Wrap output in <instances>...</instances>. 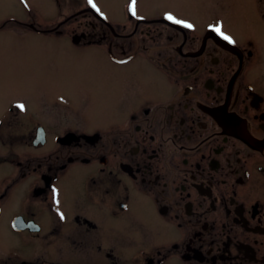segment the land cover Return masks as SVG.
Segmentation results:
<instances>
[{
	"label": "flooded vegetation",
	"instance_id": "flooded-vegetation-1",
	"mask_svg": "<svg viewBox=\"0 0 264 264\" xmlns=\"http://www.w3.org/2000/svg\"><path fill=\"white\" fill-rule=\"evenodd\" d=\"M249 3L10 21L71 62L19 71L45 88L32 109L0 98V264H264V0Z\"/></svg>",
	"mask_w": 264,
	"mask_h": 264
},
{
	"label": "rangeland",
	"instance_id": "rangeland-1",
	"mask_svg": "<svg viewBox=\"0 0 264 264\" xmlns=\"http://www.w3.org/2000/svg\"><path fill=\"white\" fill-rule=\"evenodd\" d=\"M85 1L89 0H0V98H25L32 109L45 88L33 82L37 78L36 75L26 76L24 82L19 71L21 69L32 71L40 64H63L67 67L71 62L67 44L55 41L53 35H38L27 27L10 21L32 22L42 28L54 26L63 18L77 14L76 11L87 3ZM124 1L127 0H91V3L110 22L117 23L125 17V7H122ZM153 1L156 3V9L170 10L195 22L200 18L206 20L212 14L222 15L229 10L225 7L213 9L211 5L218 1L236 5V8L238 5H245L247 8L250 5L249 0H134V11L139 15L150 16L153 12ZM212 10L214 13L210 12ZM82 12L83 10L79 11ZM228 14L235 15L232 12ZM236 15L239 14L236 12ZM62 28L71 31V23L64 24ZM50 75L60 80V77ZM44 86L52 93L62 90V85L59 84ZM91 111L92 116L100 122L104 112L103 105L96 102L92 105ZM11 238H5L3 241L7 240L5 244L11 243L13 242Z\"/></svg>",
	"mask_w": 264,
	"mask_h": 264
},
{
	"label": "snow or ice",
	"instance_id": "snow-or-ice-1",
	"mask_svg": "<svg viewBox=\"0 0 264 264\" xmlns=\"http://www.w3.org/2000/svg\"><path fill=\"white\" fill-rule=\"evenodd\" d=\"M89 3L91 4V0H89ZM166 18L169 19V20H172V19H173L171 16H168V17H166ZM173 22H175V23H180L179 21H173ZM185 27H191V26H190V25H185ZM214 30H215L218 34H221V35H222V33H220V29H219V27L215 28ZM223 38H224L225 40H228L229 42H231L230 39H229L227 36H223Z\"/></svg>",
	"mask_w": 264,
	"mask_h": 264
},
{
	"label": "water",
	"instance_id": "water-1",
	"mask_svg": "<svg viewBox=\"0 0 264 264\" xmlns=\"http://www.w3.org/2000/svg\"><path fill=\"white\" fill-rule=\"evenodd\" d=\"M88 10H91V9H86V11H88ZM95 14V13H94ZM96 15V14H95Z\"/></svg>",
	"mask_w": 264,
	"mask_h": 264
}]
</instances>
